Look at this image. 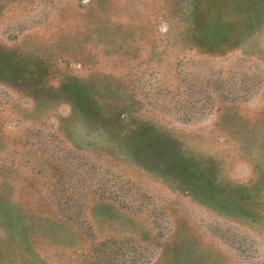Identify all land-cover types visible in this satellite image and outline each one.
<instances>
[{"label":"rangeland","instance_id":"1","mask_svg":"<svg viewBox=\"0 0 264 264\" xmlns=\"http://www.w3.org/2000/svg\"><path fill=\"white\" fill-rule=\"evenodd\" d=\"M0 264H264V0H0Z\"/></svg>","mask_w":264,"mask_h":264}]
</instances>
